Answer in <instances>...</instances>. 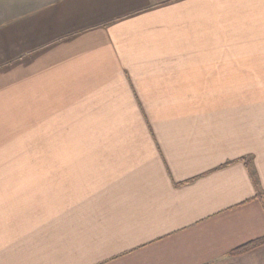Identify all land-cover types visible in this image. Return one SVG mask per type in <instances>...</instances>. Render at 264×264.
<instances>
[{
	"label": "crops",
	"instance_id": "0c3cea01",
	"mask_svg": "<svg viewBox=\"0 0 264 264\" xmlns=\"http://www.w3.org/2000/svg\"><path fill=\"white\" fill-rule=\"evenodd\" d=\"M262 237L264 0H0V264H264L234 254Z\"/></svg>",
	"mask_w": 264,
	"mask_h": 264
},
{
	"label": "trees",
	"instance_id": "16d2710c",
	"mask_svg": "<svg viewBox=\"0 0 264 264\" xmlns=\"http://www.w3.org/2000/svg\"><path fill=\"white\" fill-rule=\"evenodd\" d=\"M244 162V165L246 167V169L248 170V174H249V177L252 181V184L254 186L255 189H257V186H258V183H257V179H256V174L254 173V171L250 168V161H246V160H243ZM264 245V237L262 238H259V239H256V240H253L251 242H248L247 244L239 247L238 249H236L234 251V254H242V253H245V252H249L257 247H260Z\"/></svg>",
	"mask_w": 264,
	"mask_h": 264
},
{
	"label": "rangeland",
	"instance_id": "374dc122",
	"mask_svg": "<svg viewBox=\"0 0 264 264\" xmlns=\"http://www.w3.org/2000/svg\"><path fill=\"white\" fill-rule=\"evenodd\" d=\"M27 3L24 4V7L20 8V12H25L26 10H28L29 7H27L26 5ZM11 17V16H10ZM10 17H1L2 21L3 20H6ZM28 137H21V141H20V146H19V149H20V153L17 154L18 157H15L14 159H18L19 161L21 162H27L29 160V147H30V144L28 143Z\"/></svg>",
	"mask_w": 264,
	"mask_h": 264
}]
</instances>
